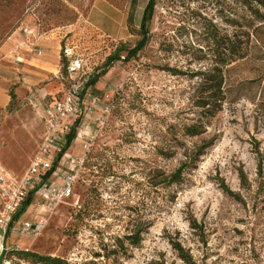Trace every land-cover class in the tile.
Masks as SVG:
<instances>
[{"label": "rangeland", "instance_id": "374dc122", "mask_svg": "<svg viewBox=\"0 0 264 264\" xmlns=\"http://www.w3.org/2000/svg\"><path fill=\"white\" fill-rule=\"evenodd\" d=\"M262 1L155 0L144 49L87 92L99 102L68 149L84 160L73 195L39 237L10 236L7 247L65 264H264ZM148 2L0 0V76L13 66L4 56L22 24L54 35L61 53L72 47L96 74L117 47H135ZM235 47L241 58L222 68L223 102L200 104L197 74L230 60ZM62 67L39 83L51 84L52 97L67 85ZM28 94L0 109V165L16 176L43 132Z\"/></svg>", "mask_w": 264, "mask_h": 264}, {"label": "built area", "instance_id": "2783aa9c", "mask_svg": "<svg viewBox=\"0 0 264 264\" xmlns=\"http://www.w3.org/2000/svg\"><path fill=\"white\" fill-rule=\"evenodd\" d=\"M19 29L25 35V45L35 47V30L23 24ZM38 54L41 52L38 51ZM62 54L66 59L67 85L61 97L54 98L42 111L41 142L27 170L16 176L0 165V255L4 252L2 264L14 263L9 257L10 253L29 251L28 248L20 249L18 245L8 248V238L39 237L55 209L73 195L75 181L83 166L82 158L71 156L68 150L63 151L66 136L77 120L92 113L99 100L87 95L86 85L92 75L87 68L88 59L74 52L68 45L64 46ZM55 163L57 165L53 168ZM50 171L52 173L47 177ZM29 198L31 202L28 214L33 217L20 221L21 216L18 219L15 217Z\"/></svg>", "mask_w": 264, "mask_h": 264}, {"label": "crops", "instance_id": "0c3cea01", "mask_svg": "<svg viewBox=\"0 0 264 264\" xmlns=\"http://www.w3.org/2000/svg\"><path fill=\"white\" fill-rule=\"evenodd\" d=\"M26 26L32 27L36 32L35 47L25 45V35L18 27L14 33L16 44L4 56L13 66H9L3 73L4 75L0 76V109H5L11 102L8 84L19 80L15 85L21 81V86L12 89L16 98L17 96L21 97L22 93L24 95V93L29 92L27 100L37 107L41 121V114L46 106L43 104H49L56 97L51 96L54 89L51 88L50 83L43 85L42 88H40L39 83L45 79L57 77L61 62L60 43L57 39H53L54 35L41 34L39 25ZM53 32L51 31L50 34ZM116 35H118V31ZM38 51L41 52L40 55ZM36 86H38V90H36Z\"/></svg>", "mask_w": 264, "mask_h": 264}, {"label": "trees", "instance_id": "16d2710c", "mask_svg": "<svg viewBox=\"0 0 264 264\" xmlns=\"http://www.w3.org/2000/svg\"><path fill=\"white\" fill-rule=\"evenodd\" d=\"M136 0H131V6L133 7L135 5ZM264 4V1L259 2ZM156 6L155 0H149L147 3V6L143 12L142 19L140 22V34L141 38L136 43L135 47L132 49H127L125 46H119L117 47L113 53H111L104 61L100 71L96 74H92L90 76V79L86 85V89H95V86L98 82V80L105 76L108 71L113 67V65L116 62H129L131 60H134L137 58L138 54L144 49L148 42L149 38V29L148 24L152 19L154 9ZM35 25V24H34ZM37 25V24H36ZM240 49L235 47L233 49H229L230 53V60H224L220 63L219 66H214L208 73H200L197 74V76H202V86H204L203 91V98L200 100V104H221L224 100V75L222 72L223 67H227L229 64L235 62L236 60H239L241 58ZM124 54V55H122ZM61 63L63 65L62 69H65L66 66V59L64 58L63 54L61 53ZM11 102L9 105H11L15 100L16 96L12 89H10L9 93ZM80 123V120H77L74 124V126L71 128L69 134L66 136V144L64 146L63 151L68 150L72 144V142L77 137V127ZM192 133L196 134L199 131L196 127L191 128ZM61 154H59V157ZM57 163L54 164L55 168ZM183 170V166H180V168L171 176V180L175 182L177 179L181 177V172ZM53 171V170H52ZM52 171H50L47 174V177L51 175ZM31 199L29 198L27 202L24 204L22 209L17 213L15 218H19L28 206L30 205ZM132 241V245H139V236H134L130 238ZM9 257L13 260L16 264H65L63 260L56 259V258H50L46 256H40L37 254H34L32 252H25V251H17L10 253Z\"/></svg>", "mask_w": 264, "mask_h": 264}, {"label": "water", "instance_id": "95a60500", "mask_svg": "<svg viewBox=\"0 0 264 264\" xmlns=\"http://www.w3.org/2000/svg\"><path fill=\"white\" fill-rule=\"evenodd\" d=\"M6 238H7V234L4 239V249H5V244H6ZM3 257H4V252L0 255V264H2Z\"/></svg>", "mask_w": 264, "mask_h": 264}]
</instances>
